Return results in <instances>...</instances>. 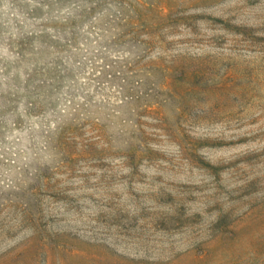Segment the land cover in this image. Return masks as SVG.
Here are the masks:
<instances>
[{
	"label": "rangeland",
	"instance_id": "374dc122",
	"mask_svg": "<svg viewBox=\"0 0 264 264\" xmlns=\"http://www.w3.org/2000/svg\"><path fill=\"white\" fill-rule=\"evenodd\" d=\"M0 264H264V0H0Z\"/></svg>",
	"mask_w": 264,
	"mask_h": 264
}]
</instances>
